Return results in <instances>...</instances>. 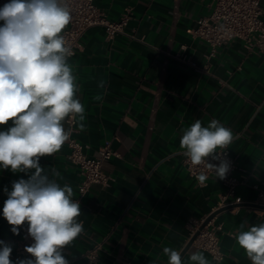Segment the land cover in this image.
<instances>
[{
    "label": "crops",
    "instance_id": "crops-1",
    "mask_svg": "<svg viewBox=\"0 0 264 264\" xmlns=\"http://www.w3.org/2000/svg\"><path fill=\"white\" fill-rule=\"evenodd\" d=\"M95 4L112 22L132 8L126 31L135 39L118 35L108 40L102 27H94L69 61L85 107L83 122L77 114L75 139L89 147V157L97 156L110 140L119 157L103 168L113 179L111 184L92 186L80 204L84 234L65 248L64 255L69 264H84L86 251L101 245L99 264H167L163 247L183 252L189 242L188 220L207 218L225 193L221 179L199 186L184 166L180 138L196 119L204 126L218 120L232 130L235 175L246 182L237 188L238 196L255 201L251 185L264 190V50L234 40L208 59L211 48L189 31L200 17L211 14L213 0ZM262 8L264 18V0ZM100 80L105 81L103 89L97 87ZM97 94L102 100L93 99ZM11 124L10 120L0 125V130ZM69 152L65 141L59 152L42 157L40 164L49 174L56 169L60 176L54 178L61 186H71L75 199L82 177L68 161ZM20 178L28 176L0 169V240L11 244L14 262L22 234L11 232L2 210L4 188L11 191L12 182ZM217 221L224 226L220 243L225 258L216 263L201 251L205 257L211 264H252L235 235L245 221L244 230L264 223V208L240 205L218 214ZM195 251L200 250L192 246L182 258L187 261V254Z\"/></svg>",
    "mask_w": 264,
    "mask_h": 264
},
{
    "label": "clouds",
    "instance_id": "clouds-1",
    "mask_svg": "<svg viewBox=\"0 0 264 264\" xmlns=\"http://www.w3.org/2000/svg\"><path fill=\"white\" fill-rule=\"evenodd\" d=\"M71 11L66 0H8L0 7V125L12 121L0 130V169L28 176L13 181L11 191L4 188L2 215L15 235L27 222L33 241L25 248L30 258L14 262L11 244L0 240V264H69L64 250L84 234L81 205L73 199L72 187L61 186L54 178L60 173L53 168L49 174L40 164L68 139L62 123L66 117L78 114L85 120L79 78L61 35L71 22ZM97 87L105 88V81H98ZM93 99L100 101L102 95ZM234 139L232 130L218 120L204 126L196 119L183 129L179 147L193 166L203 165L222 180L230 164L221 155ZM209 158L220 162L209 163ZM246 223L240 224L236 244L252 264H264V223L244 230ZM162 251L167 264H211L201 251L188 253L187 261L181 250Z\"/></svg>",
    "mask_w": 264,
    "mask_h": 264
},
{
    "label": "built area",
    "instance_id": "built-area-1",
    "mask_svg": "<svg viewBox=\"0 0 264 264\" xmlns=\"http://www.w3.org/2000/svg\"><path fill=\"white\" fill-rule=\"evenodd\" d=\"M95 1L66 0L72 10V19L61 35L64 36L66 47L70 49V58L82 48L84 34L94 27H102L108 40H112L118 35H126L131 39H135L134 34L126 31L132 18V8H127L119 21L112 22L96 6ZM6 2L8 0H0V7ZM189 34L194 39L205 42L211 48L208 59L215 56L219 47L234 40L244 42L249 49L258 48L264 50L262 0H213L211 14L200 17L197 20L196 27L191 29ZM76 118L77 114H70L69 117L65 118L68 126L66 130L69 132L66 141L70 149L68 161L79 169L82 177L75 198V200H78L82 204L84 197L92 186H109L111 184L113 179L105 174L103 168L105 163L115 157H119V154L113 150L112 142L107 140L99 149L97 156L89 157L86 153L89 147L83 145L74 137V134L77 132ZM221 159H226L229 162L230 170L226 177L221 180L225 187V193L220 196L212 214L224 208L235 209L240 205H246L250 210L264 208V190L259 185H251V188L257 193L255 201H247L238 196L237 188L246 185V182L244 178L241 179L235 175L238 163L232 156L230 147L221 155ZM219 162V160L209 158V163L218 164ZM183 163L189 175L195 179L199 186H204L205 182L211 178H218L212 170L203 165L193 166L185 156ZM201 174L206 176V179L203 181L198 179ZM207 218L201 220L190 218L188 220L185 226L188 233V241L196 236L192 246L197 250L207 253L214 262L220 263L225 258L220 243V235L224 233V226L217 221V216H215L202 228ZM20 231L22 240L17 247V260L30 258L25 248L33 242L27 234V222L20 227ZM101 250V245L87 250L84 254V264H99Z\"/></svg>",
    "mask_w": 264,
    "mask_h": 264
},
{
    "label": "water",
    "instance_id": "water-1",
    "mask_svg": "<svg viewBox=\"0 0 264 264\" xmlns=\"http://www.w3.org/2000/svg\"><path fill=\"white\" fill-rule=\"evenodd\" d=\"M226 210H230V208H224V209L218 210L217 212L211 214V215L206 219V221L204 222L202 228H204V227L207 225V223H208L212 218H214L215 216H217L218 214H220V213H222V212H224V211H226ZM195 237H196V236H195ZM195 237H194L193 239H191V240L188 242L187 246L184 248V250H183V252H182V257H183L184 254H186V253L188 252V250L192 247V243H193V241L195 240Z\"/></svg>",
    "mask_w": 264,
    "mask_h": 264
}]
</instances>
